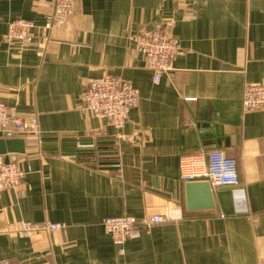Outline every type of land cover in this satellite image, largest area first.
Masks as SVG:
<instances>
[{
  "label": "crops",
  "instance_id": "1",
  "mask_svg": "<svg viewBox=\"0 0 264 264\" xmlns=\"http://www.w3.org/2000/svg\"><path fill=\"white\" fill-rule=\"evenodd\" d=\"M54 1L0 0V100L19 117H36L54 148L13 136L27 140L26 153L4 156L26 175L17 188L0 189V259L264 264V111L242 106L246 84L264 85V0H75L47 36L6 41L11 21L43 25ZM159 16L174 20L180 50L156 82L134 36ZM105 75L139 92L122 129L81 108L86 83ZM211 149L237 160L239 184L213 188L215 209L190 210L181 158ZM159 213L169 220L123 245L103 225ZM24 221L65 227L22 235Z\"/></svg>",
  "mask_w": 264,
  "mask_h": 264
},
{
  "label": "built area",
  "instance_id": "2",
  "mask_svg": "<svg viewBox=\"0 0 264 264\" xmlns=\"http://www.w3.org/2000/svg\"><path fill=\"white\" fill-rule=\"evenodd\" d=\"M75 0H55L49 20L37 24L34 20L18 18L9 23L6 41L10 44L20 43L31 45L43 32L47 36L54 28L66 23L73 13ZM175 22L170 16H159L154 20V28L150 31H140L135 34L134 41L144 56L146 68L153 72L154 80L159 82L165 71L172 68V62L180 50L172 30ZM139 101V92L128 80L105 75L91 78L81 96V108L87 114L97 118L107 119L117 129H122L128 114ZM244 112L264 111V85L246 84L242 98ZM7 136L36 137L43 143L38 119L22 118L11 112L10 108L0 100V134ZM93 144H85L92 147ZM62 157L75 161V153L65 152ZM181 177L184 181L207 180L212 188L235 186L239 184L237 160L222 149H211L205 154L187 155L181 158ZM26 172L17 162L10 161L0 155V189L17 188L25 178ZM169 220L167 214H153L138 219L130 215L112 216L103 220L105 229L118 245L127 240L141 236L146 227ZM65 224L45 221L35 223L24 221L16 230L22 235H28L35 230L54 231L64 228ZM145 227V228H144ZM0 264H9L6 259H0Z\"/></svg>",
  "mask_w": 264,
  "mask_h": 264
},
{
  "label": "water",
  "instance_id": "3",
  "mask_svg": "<svg viewBox=\"0 0 264 264\" xmlns=\"http://www.w3.org/2000/svg\"><path fill=\"white\" fill-rule=\"evenodd\" d=\"M48 138H43L44 150H52V143L46 142ZM28 142L25 138H13L0 134V155L25 154ZM85 149L87 146H80ZM65 153V152H64ZM186 203L190 210L205 209L211 210L216 208L213 188L207 180L190 181L186 183Z\"/></svg>",
  "mask_w": 264,
  "mask_h": 264
},
{
  "label": "rangeland",
  "instance_id": "4",
  "mask_svg": "<svg viewBox=\"0 0 264 264\" xmlns=\"http://www.w3.org/2000/svg\"><path fill=\"white\" fill-rule=\"evenodd\" d=\"M145 228V227H144ZM149 229H151L150 227H146L144 230H149Z\"/></svg>",
  "mask_w": 264,
  "mask_h": 264
}]
</instances>
